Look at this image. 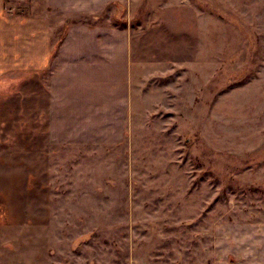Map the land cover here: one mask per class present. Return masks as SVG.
Segmentation results:
<instances>
[{
  "label": "rangeland",
  "instance_id": "374dc122",
  "mask_svg": "<svg viewBox=\"0 0 264 264\" xmlns=\"http://www.w3.org/2000/svg\"><path fill=\"white\" fill-rule=\"evenodd\" d=\"M123 9L120 142L51 143L49 75L0 81V264H264V0Z\"/></svg>",
  "mask_w": 264,
  "mask_h": 264
},
{
  "label": "crops",
  "instance_id": "0c3cea01",
  "mask_svg": "<svg viewBox=\"0 0 264 264\" xmlns=\"http://www.w3.org/2000/svg\"><path fill=\"white\" fill-rule=\"evenodd\" d=\"M132 0H0V81L49 75L47 134L56 145L115 144L130 117L138 68ZM64 35L58 38L61 31Z\"/></svg>",
  "mask_w": 264,
  "mask_h": 264
}]
</instances>
